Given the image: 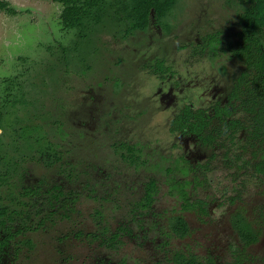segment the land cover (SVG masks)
<instances>
[{"label": "rangeland", "instance_id": "374dc122", "mask_svg": "<svg viewBox=\"0 0 264 264\" xmlns=\"http://www.w3.org/2000/svg\"><path fill=\"white\" fill-rule=\"evenodd\" d=\"M2 1L12 11L0 12V206L14 212L0 226V264H170L175 251L232 264L234 204L213 198L215 190L238 194L255 216L260 234L246 264H264V179L225 168L218 146L168 132L188 103L206 111L224 105L244 63L199 47L208 35L232 40L244 3L178 0L162 19L166 27L151 12L147 29L124 35L122 18L139 21L141 1L80 0L81 18L70 25L51 0ZM112 11L123 26L96 20ZM159 62L163 72L152 73ZM244 137H235V148ZM116 142L141 144L153 173L179 158L208 165L209 185L195 194L206 213H184V236L171 233L170 219L183 213L163 178L149 214L132 219L147 172L141 165L131 183V165L109 152ZM243 160L251 162L245 154L237 165ZM54 186L78 195L67 218H48L46 192Z\"/></svg>", "mask_w": 264, "mask_h": 264}, {"label": "flooded vegetation", "instance_id": "af4514ba", "mask_svg": "<svg viewBox=\"0 0 264 264\" xmlns=\"http://www.w3.org/2000/svg\"><path fill=\"white\" fill-rule=\"evenodd\" d=\"M55 3H59L63 6L61 19L62 21H66L69 19V25L75 20L81 18L82 11L79 5L80 0H72L73 4H76V7L79 8L78 13L75 15L73 12L65 11L66 6L59 1L51 0ZM133 1H141L144 9L143 18L140 17L139 21H137V17L129 14L128 16L122 18V21L125 22V31L127 35L131 33V35L136 30H144L149 26L150 14L153 12L154 19L161 23L163 27H166V23L162 19L169 13L171 9H173L178 0H133ZM244 3V8L237 18L238 31L236 32L235 37L232 40H228L222 44V39L217 35H208V37L203 38V43L199 47L200 49L207 50L211 52L212 57L216 56L217 52L220 51L229 56V58H235L241 60L244 63V69L241 73L236 77L231 86L227 96L225 97L224 105H214L211 111H206L202 108H196L191 103H188L181 107L178 112L172 117L168 124V132L171 135H182V136H191L195 138L201 145L206 147H214L218 146L224 150L223 155V165L228 170L234 172V170H241L240 173L248 174L251 170L250 166H242L245 163V160L240 162V165H237V162L241 160L243 155L248 154L246 150L244 151L242 147L245 146V142L247 139V131L245 129H237L236 132L232 133L231 129L227 128V123L232 120L241 119L243 116L248 118V114L241 109H238L236 103L231 99V94L235 88V85L238 79L241 77V74L246 69L245 59L241 56V48L247 42V39H244L245 33H242L243 29L247 27V22L249 18H252L254 14H257L258 7H261L264 12V0H241ZM135 2V3H136ZM9 8V10H8ZM135 9V6H133ZM12 9L9 7L8 3H6V10H1L0 12H11ZM108 12H104L101 14L100 18L96 15V20H104V19H113L115 20L117 26L122 25L119 11H112L107 15ZM86 14H90V12H86ZM107 15V16H106ZM106 16V18H105ZM78 17V18H77ZM261 19L260 16H258ZM127 20V23H126ZM143 20V21H142ZM123 23V22H122ZM123 26V25H122ZM258 34V42L262 49H264V25L257 31ZM123 35V36H124ZM115 37V36H113ZM152 68V73L163 72L162 62L154 64ZM161 78L163 76L161 75ZM191 111L195 114L201 115L209 125L215 126L217 130H219L220 135L213 138L212 140L206 142L203 141L198 134L194 132H189L188 128H180L179 124H187L185 121L179 118L185 111ZM239 115V116H238ZM244 134V143L240 145V148H235V137L239 134ZM143 138V136H142ZM112 144V143H111ZM110 144V145H111ZM109 148V147H108ZM111 150L109 152L112 155H119L121 159L125 160L131 165V183L134 182V174L139 173V167L142 165L147 172V180H140L138 184L141 183V191H142V202L131 204V214L133 220H139L144 215L149 214L152 210V206L157 202L158 194H159V183H166L169 189L170 197H176L180 201L182 213L183 215H177L170 219V229L171 233H174L179 236H184V232L187 231V224L184 219V213L189 210H197L200 213H206L207 203L198 197H195V194L199 192L200 186L205 185L207 183L209 185L208 180L206 179V173L209 170L208 165H190L186 159H178L176 161V166L171 164L165 165L166 162L161 166L155 164L153 167H159V170H155L152 172V165L148 163L150 161V156L144 155L143 148L137 144H131L128 147H125L122 143H117L111 145ZM108 155V151H107ZM241 155V156H240ZM236 156H239V160H237ZM249 159L250 155L248 154ZM109 157V156H108ZM163 159V158H162ZM248 161V160H246ZM133 166V167H132ZM151 167V169H149ZM202 171L201 175L199 172ZM232 172V173H233ZM159 174V175H158ZM203 174V175H202ZM245 174V175H246ZM178 178L182 180H176ZM219 190H215L213 193V198H224L229 202V205L234 204L233 213L230 217V226L232 231L236 236V241L232 243L230 247V254L232 255V264H246L247 262V253L246 250L248 246L257 242L259 238V230L254 227L253 221L255 216L252 217L247 210L246 203L241 202V197L237 194L234 196H230V193L221 192ZM30 194L34 196L39 195V190H31ZM29 194V195H30ZM47 195V205L49 212L48 218L51 217H62L67 218L70 212L74 211L73 206L76 204L78 200V195L73 192L65 193L60 189L59 186H54L53 188L48 189L46 192ZM195 197V198H194ZM134 205H137L134 207ZM143 210V213L139 211ZM13 210L8 209V207L0 206V226L5 227L8 222L13 221ZM41 217L46 219L45 216ZM250 230L253 233V237L255 240L249 243L247 242L246 234ZM18 229L14 231V234H18ZM117 232H114L112 238L117 237ZM170 264H218L215 258L213 257H204L200 258L193 253H182L175 251L168 258ZM190 262V263H188Z\"/></svg>", "mask_w": 264, "mask_h": 264}, {"label": "trees", "instance_id": "16d2710c", "mask_svg": "<svg viewBox=\"0 0 264 264\" xmlns=\"http://www.w3.org/2000/svg\"><path fill=\"white\" fill-rule=\"evenodd\" d=\"M55 1L62 2L66 6L65 11L73 12L75 15L79 11L76 4L70 6L72 0ZM257 9L259 12L249 18L247 27L242 31L245 33L244 39L248 42H245L241 48V56L245 59L246 69L242 72L231 94V99L236 103L237 108L244 110L248 118L243 116L241 119L229 121L226 126L232 130V133L240 128L247 131V139L242 149L248 152L251 162L245 161L242 166H250L251 170L248 172L251 176H261L264 179V49L259 45L257 34V31L264 25V12L261 7ZM1 10H6V3L2 0H0ZM140 16L143 18L144 13L142 12ZM179 118L187 123L184 125L178 123L180 128H188L189 132L198 134L203 141L208 142L221 133L215 126L209 125V122L201 115L191 111L186 110ZM49 158L50 156L47 162ZM236 158L239 160L240 157L236 156ZM253 236V233L248 230L246 234L248 243L255 240Z\"/></svg>", "mask_w": 264, "mask_h": 264}]
</instances>
